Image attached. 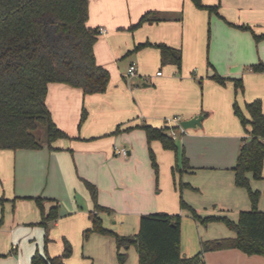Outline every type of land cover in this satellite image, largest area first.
<instances>
[{"label":"crops","instance_id":"0c3cea01","mask_svg":"<svg viewBox=\"0 0 264 264\" xmlns=\"http://www.w3.org/2000/svg\"><path fill=\"white\" fill-rule=\"evenodd\" d=\"M202 1L217 5L218 11L200 8L193 0H89L88 24L100 32L97 61L110 70L111 80L104 92L92 94L51 82L47 105L69 137L58 138L52 147L45 142L40 148H0V254L9 247L16 249L17 236L31 230L42 232L45 239V227L37 224L42 211L34 196L53 199H45L46 213L55 199L59 202L58 217L49 221L48 246L56 238L62 245L51 253H62L64 238L76 247L92 226L95 210L86 180L97 186L98 202L111 209L99 212L103 222L117 219L113 223L121 226L113 227L121 234L129 232V225L140 226L142 214L167 211L186 216L184 255L198 252L202 240L236 235L224 221L205 226L189 218L192 212L179 206L176 184L178 180L189 184L183 187L184 196L199 213L237 221L242 210L252 207L248 189L235 182L233 166L246 133L233 104L238 99L245 108L247 101L261 98L264 108V69L250 68L264 62V0ZM154 11L162 19L137 25ZM148 41L182 49L181 67L164 63L154 45L135 49ZM133 62L138 72L129 77ZM214 69L227 77H242L245 91L235 95L234 81L219 83L212 77ZM84 109L87 117L82 122ZM201 112H206L202 125L182 132L181 120ZM144 123L168 126V131L175 128L178 150L165 148L159 139L149 142ZM115 144L126 146L129 155L115 154ZM150 146L161 168L158 178ZM183 153L193 168L174 176L177 155ZM248 174L251 187L260 193L258 207L264 210V169L262 178ZM204 259L207 264H264L263 254L238 247L207 250ZM65 260L79 263L73 253Z\"/></svg>","mask_w":264,"mask_h":264},{"label":"trees","instance_id":"16d2710c","mask_svg":"<svg viewBox=\"0 0 264 264\" xmlns=\"http://www.w3.org/2000/svg\"><path fill=\"white\" fill-rule=\"evenodd\" d=\"M200 8L218 11L217 5L193 0ZM89 0H0V148H40L46 142L50 147L55 140L69 135L53 119L47 105V94L51 82H62L82 88L85 93L104 92L111 80L110 70L98 63L95 44L99 38V28L89 26ZM158 12H148L137 25L146 21L160 20ZM251 28L249 25H239ZM257 34V37H262ZM158 47L164 63L182 64V49L165 42L138 44ZM254 70H263L264 62L253 63ZM212 77L225 84L234 81L236 94L245 91L242 77H227L214 69ZM234 111L245 130L237 160L233 166L235 182L248 189L252 207L242 210L237 221L227 215L209 214L202 216L193 206L181 198L183 207H188L193 217L202 223L212 220L224 221L236 232L233 237L202 240L201 249L193 255H184L181 250L182 215L167 211H156L141 215L139 231L133 235L121 234L103 223L100 211L109 210L98 202L95 183L86 180L94 200L92 226L90 232L112 233L117 244V254L121 262L127 254L122 247L135 245L138 252L137 264H207L204 252L210 249L238 247L243 251L264 255V210L258 207L259 191L251 187L249 172L256 178L263 177L264 169V108L263 100L247 101L243 108L235 99ZM87 117L84 109L82 122ZM149 142L159 139L165 148L178 150L175 138L168 126H154L144 123ZM119 129V128H117ZM45 130V138L41 134ZM45 134V133H44ZM153 165L159 177L156 153L150 146ZM186 154L177 155L173 167L176 171L192 169ZM181 187L189 185L180 181ZM42 211L38 222L46 229L45 241L49 242V221L59 215L56 201L46 213L45 199L34 196ZM53 200V199H52ZM64 250L58 255H43L38 250L32 256V264H70L66 258L73 253V245L64 238Z\"/></svg>","mask_w":264,"mask_h":264},{"label":"rangeland","instance_id":"374dc122","mask_svg":"<svg viewBox=\"0 0 264 264\" xmlns=\"http://www.w3.org/2000/svg\"><path fill=\"white\" fill-rule=\"evenodd\" d=\"M122 67H124L123 69L126 70L127 65L123 64ZM160 69L164 70V67L160 66ZM238 103L241 106H243L240 102ZM45 135H46V132L44 130L41 134L42 139L45 138ZM176 187H177V192H178L179 206H181V208L183 209H189L188 207H183L181 204L182 197L184 198L185 201H187V199L184 196V193H183L184 188L181 187L179 180L177 181ZM187 203L196 209V206H194L192 203L188 201ZM196 210L200 212L198 209ZM180 214L182 215V222H183L186 216H184L183 212H180ZM200 214L202 216L207 215L205 213H200ZM189 216H190L189 218L191 219L194 218L193 214L191 215L189 214ZM114 220H117V219L112 218L106 224L104 222L103 223L108 228L119 232L113 226L119 227L121 226V224L113 223ZM212 221H217V220H212ZM199 222L206 226L211 221H209L208 223H202L201 221ZM37 224L40 225L39 223ZM21 225H22L21 227L25 226L24 224H21ZM138 225H139L138 222L136 224L129 225L128 227L129 232L123 233V234L133 235L137 233L139 231ZM191 232H192V229H191ZM70 241L72 242V245L74 248L73 254L76 258V261L79 262V263H73V264H81L80 261H83L84 264H131V262H134V261H135V264L137 263L138 252H137L135 245H130L129 247L121 248V251L127 254V258L124 262L120 261V259L118 258V254H117L116 240L112 233H100V232L92 231L89 233L87 237L85 236V234H83V240L79 242L78 244H76V247H75V242H73L71 239ZM14 243L17 245L16 249L9 247L8 250H6L3 254H0V264H32V256H33L32 254L33 253H35L38 250L40 253H42L45 256L48 254L54 255L51 252L54 251L55 246L60 247V245H62V239L56 238L55 241H53L52 246L49 247L48 242L46 243L42 232L38 234V233H34L33 230H31L29 234L24 233V234H21L20 236H17V238L14 240ZM61 252H63V249L59 251V253ZM13 254H16L18 257H22V260L21 261L16 260ZM55 254H58V252Z\"/></svg>","mask_w":264,"mask_h":264},{"label":"built area","instance_id":"2783aa9c","mask_svg":"<svg viewBox=\"0 0 264 264\" xmlns=\"http://www.w3.org/2000/svg\"><path fill=\"white\" fill-rule=\"evenodd\" d=\"M100 31L102 32V31H105V28H103V27H101L100 28ZM137 72H138V66H137V64L136 63H131L130 65H129V67H128V70H127V75L129 76V77H134V76H136L137 75ZM162 71H158V74H160ZM174 119H176V118H174ZM179 126L181 127V131L182 132H185L187 129H185L182 125H181V122L179 123ZM170 133H171V135L174 137V138H176L177 137V135H178V132H177V130L175 129V128H172L171 130H170ZM113 151H114V153L115 154H122V155H124V156H128L129 155V150H128V148L126 147V146H119V145H117V144H115L114 146H113Z\"/></svg>","mask_w":264,"mask_h":264},{"label":"water","instance_id":"95a60500","mask_svg":"<svg viewBox=\"0 0 264 264\" xmlns=\"http://www.w3.org/2000/svg\"><path fill=\"white\" fill-rule=\"evenodd\" d=\"M205 115L206 112L197 113L192 117L181 120V125L185 129H197L198 126L202 124V120L204 119Z\"/></svg>","mask_w":264,"mask_h":264}]
</instances>
